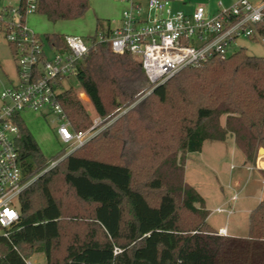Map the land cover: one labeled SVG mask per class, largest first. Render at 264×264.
Instances as JSON below:
<instances>
[{
	"label": "trees",
	"instance_id": "1",
	"mask_svg": "<svg viewBox=\"0 0 264 264\" xmlns=\"http://www.w3.org/2000/svg\"><path fill=\"white\" fill-rule=\"evenodd\" d=\"M27 4L18 0L16 7L4 5L0 15L9 18L16 13L23 24ZM88 8L89 0H36L34 11L55 22L77 18ZM110 30L96 28L94 35L83 37L91 45L72 73L99 117L113 118L115 109L110 110L118 106L119 95L131 99L148 91L165 103L175 102L176 93L181 128L176 151L198 152L205 140L223 141L228 136L249 161L254 160L256 145L264 149V56L250 55L240 47L222 60L211 57L184 67L150 90L143 68L129 53L113 52L107 41H98L99 33L107 37ZM257 37L264 38V18L249 38ZM44 38L48 45L65 50L64 36L47 33ZM8 47L14 51L11 41ZM58 86V99L72 128L85 129L88 115L72 86L60 80ZM113 122L33 179L45 157L17 117L14 145L25 179L33 181L18 196V220L7 236H0V264H27L26 256L33 252H43L45 264H264V196L248 212L245 236L218 234L206 221L204 198L184 181V158L176 159L172 153L163 162L173 179L158 171L143 183L160 191L153 204L133 186L128 164L101 158L89 148ZM57 176L78 202L90 208L86 213L71 210L74 218L83 219L84 228L68 231L67 236L61 225L66 214L53 187ZM179 207L191 217L190 226L184 227ZM62 237L68 240L59 255Z\"/></svg>",
	"mask_w": 264,
	"mask_h": 264
},
{
	"label": "rangeland",
	"instance_id": "2",
	"mask_svg": "<svg viewBox=\"0 0 264 264\" xmlns=\"http://www.w3.org/2000/svg\"><path fill=\"white\" fill-rule=\"evenodd\" d=\"M17 1L0 0V11L2 6L8 4L16 7ZM219 1L222 3L220 7L217 6ZM232 1L173 0L171 6L173 9L190 10L193 6L203 5L207 11L213 14L217 9L230 6ZM125 6L126 3L123 0H89V8L77 18L51 22L42 13L29 11L24 16L23 24L26 29L40 37L43 41L42 47L45 55L50 59L53 57V48L45 40V34L92 36L96 28L98 31H102L107 26L116 27ZM16 16L15 13L14 20H16ZM97 20H99L100 25L96 24ZM240 47H243L246 53L250 55L264 56L263 37L256 39L239 37L229 47V54ZM131 58L138 63L136 59ZM16 65L13 52L8 47L4 28H0V92L16 80ZM63 83L72 86V92L88 115L85 129L94 125L98 115L76 78L69 75L63 79ZM147 93L148 91L138 93L131 99H128V96H117L116 101H119V104L110 110L114 111L115 109L113 118L99 123L97 130L100 131L114 120L113 124L104 136L102 135L92 142L89 148L96 149L101 158L119 160L128 164L133 174V186L142 190L148 200L154 204L160 191L145 188L144 181L150 179L158 171L166 172L173 179L171 173L166 171L167 166L163 161L169 158L172 153H176V159L182 156L185 163L188 154L176 151L181 130L179 119L176 118L175 113L176 93L173 94L172 98L176 100L175 102L169 100L165 103H160L155 97L149 96ZM19 116L45 157V163L40 171L33 176L34 179L49 169L52 161H55L52 158L68 147L58 137L56 128L59 121L55 115L25 109L20 112ZM224 122L225 115L220 117L221 125H224ZM233 141L232 136H228L224 142L205 140L201 152L190 153L188 163H185L184 181H187L188 184L206 196L207 209L212 210L210 222L215 226L226 225L229 233L239 236L245 235L247 229L246 215L242 207H253L257 202V196L264 191V170L256 169L257 161L264 159V152H259V148L262 146L256 145L253 152L254 160L249 161L236 145L238 150L235 154L234 151L230 150L231 147H234ZM242 154L245 165L254 166L252 170L256 172V177L259 179L252 174L251 170H246L242 179L235 180L233 173L236 174L241 166ZM53 187L60 198L63 212L66 214L61 223L64 236H67L68 231H82L84 224L81 221L83 219L81 217L74 218L71 210L79 209L86 213L90 210L89 206L77 201L70 188L62 182L61 176L54 179ZM232 196H236V199H232ZM231 205L238 211L227 213ZM216 207L220 208L221 211H216ZM125 212L128 214L127 207H125ZM178 213L185 225L184 227L190 226L191 217L180 207ZM67 240L68 237L61 238L60 246L57 248L59 255L62 254L64 241ZM26 262L45 264V255L43 252H33L26 256Z\"/></svg>",
	"mask_w": 264,
	"mask_h": 264
},
{
	"label": "built area",
	"instance_id": "3",
	"mask_svg": "<svg viewBox=\"0 0 264 264\" xmlns=\"http://www.w3.org/2000/svg\"><path fill=\"white\" fill-rule=\"evenodd\" d=\"M123 1L126 6L118 25L107 37L99 33L97 39L107 41L113 52H127L136 59L150 90L184 67L211 57L224 59L231 44L239 37H253L255 25L264 18V0H233L213 14L203 5L190 12L173 9L171 0ZM27 2L26 11H34L36 0ZM14 16L0 15V28L13 43L17 64L16 80L0 92V236H7L18 220V196L32 180L25 179L14 145L20 112L30 109L57 117L56 132L68 149L51 166L98 133L97 125L105 120L98 116L94 125L76 131L58 99V81L72 75L76 61L91 44L82 36L66 35L65 50L49 45L53 57L48 59L40 37L20 23L18 14L16 20ZM217 233L226 234V228H218Z\"/></svg>",
	"mask_w": 264,
	"mask_h": 264
},
{
	"label": "crops",
	"instance_id": "4",
	"mask_svg": "<svg viewBox=\"0 0 264 264\" xmlns=\"http://www.w3.org/2000/svg\"><path fill=\"white\" fill-rule=\"evenodd\" d=\"M173 1V0H172ZM220 3H221V1H219ZM218 2V3H219ZM217 6L218 7H220V6H222V3H221V5H218L217 4ZM194 7L195 6H193L190 10H184V11H186V12H190V11H192L193 9H194ZM219 9H217V11H218ZM226 140V139H225ZM225 140H223L222 142H224ZM203 144H204V142H203ZM236 144H235V142L233 141V146L234 147H231L230 148V150L231 151H234V154L237 152V150L238 149H236L237 147L235 146ZM202 149H203V145H202V148H201V150L200 151H198V152H201L202 151ZM239 152V151H238ZM190 153L191 152H189V153H187L188 155L186 156V159H185V163L187 164L188 162V158H189V155H190ZM242 157H241V160H242V162H241V166H240V168H239V170H238V172L235 174V173H233V177L235 178V180H237V179H242V176L245 174V172H246V170H251L252 171V174L256 177V172L255 171H253L252 169V167H254V166H247V165H245V159H244V157H243V154L241 155ZM185 163H184V169H185ZM254 165V164H253ZM251 167V168H250ZM255 169V168H254ZM256 169H259V170H264V159H259L258 161H257V163H256ZM256 178H258V177H256ZM259 179V178H258ZM185 182H187V181H185ZM188 183V182H187ZM189 185H191V184H189ZM192 186V185H191ZM193 187V186H192ZM196 189V188H195ZM197 190V189H196ZM198 191V190H197ZM201 195H202V197L204 198V201H205V207L207 208V199H206V196L204 195V193L202 194L200 191H198ZM264 196V191H262L261 192V194H259L258 196H257V202H256V204L259 202V200H261V198ZM232 199H236V196H235V198H233V196H232ZM255 204V205H256ZM254 205V206H255ZM253 206V207H254ZM253 207H245V208H243L242 207V210L245 212V215H246V226H247V218H248V212L253 208ZM217 208V207H216ZM214 209V208H213ZM228 209V208H227ZM208 211H209V214H208V216H207V218H206V221L208 222V224L211 226V227H213L215 230H218V228H220V227H225L226 228V235H230V236H236V237H243V236H245L246 235V233H245V235H236V234H231V233H229V230H228V228L226 227V225L225 226H215L214 224H212L211 222H210V220H209V218H210V213H211V211L212 210H209L208 209ZM217 211V210H216ZM221 211V210H220ZM237 212L238 211V209L237 210H235L234 209V206H230V208L227 210V213H232V212ZM246 232H247V229H246Z\"/></svg>",
	"mask_w": 264,
	"mask_h": 264
},
{
	"label": "water",
	"instance_id": "5",
	"mask_svg": "<svg viewBox=\"0 0 264 264\" xmlns=\"http://www.w3.org/2000/svg\"><path fill=\"white\" fill-rule=\"evenodd\" d=\"M259 152H264V149L262 147H260Z\"/></svg>",
	"mask_w": 264,
	"mask_h": 264
},
{
	"label": "snow or ice",
	"instance_id": "6",
	"mask_svg": "<svg viewBox=\"0 0 264 264\" xmlns=\"http://www.w3.org/2000/svg\"><path fill=\"white\" fill-rule=\"evenodd\" d=\"M8 215L10 216V215H11V213H8Z\"/></svg>",
	"mask_w": 264,
	"mask_h": 264
}]
</instances>
